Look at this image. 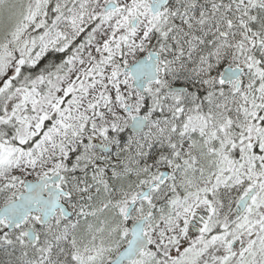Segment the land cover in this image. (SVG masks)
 Segmentation results:
<instances>
[{
    "label": "snow or ice",
    "instance_id": "6c2138e0",
    "mask_svg": "<svg viewBox=\"0 0 264 264\" xmlns=\"http://www.w3.org/2000/svg\"><path fill=\"white\" fill-rule=\"evenodd\" d=\"M0 84V264H264V0H0Z\"/></svg>",
    "mask_w": 264,
    "mask_h": 264
},
{
    "label": "rangeland",
    "instance_id": "374dc122",
    "mask_svg": "<svg viewBox=\"0 0 264 264\" xmlns=\"http://www.w3.org/2000/svg\"><path fill=\"white\" fill-rule=\"evenodd\" d=\"M39 31V30H38ZM16 55L18 56L19 54L16 53ZM0 86H2V84H0ZM128 133H125V135H127ZM32 177H28V179H31Z\"/></svg>",
    "mask_w": 264,
    "mask_h": 264
},
{
    "label": "water",
    "instance_id": "95a60500",
    "mask_svg": "<svg viewBox=\"0 0 264 264\" xmlns=\"http://www.w3.org/2000/svg\"><path fill=\"white\" fill-rule=\"evenodd\" d=\"M95 143L99 144V140L95 141ZM32 179V178H31Z\"/></svg>",
    "mask_w": 264,
    "mask_h": 264
},
{
    "label": "trees",
    "instance_id": "16d2710c",
    "mask_svg": "<svg viewBox=\"0 0 264 264\" xmlns=\"http://www.w3.org/2000/svg\"><path fill=\"white\" fill-rule=\"evenodd\" d=\"M49 59H51V56H49ZM45 63L47 62V61H44ZM42 66V65H41Z\"/></svg>",
    "mask_w": 264,
    "mask_h": 264
},
{
    "label": "flooded vegetation",
    "instance_id": "af4514ba",
    "mask_svg": "<svg viewBox=\"0 0 264 264\" xmlns=\"http://www.w3.org/2000/svg\"><path fill=\"white\" fill-rule=\"evenodd\" d=\"M97 140H98V139H97ZM97 140H94L93 142L95 143V141H97ZM192 235H194V233H193Z\"/></svg>",
    "mask_w": 264,
    "mask_h": 264
}]
</instances>
